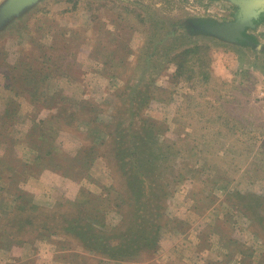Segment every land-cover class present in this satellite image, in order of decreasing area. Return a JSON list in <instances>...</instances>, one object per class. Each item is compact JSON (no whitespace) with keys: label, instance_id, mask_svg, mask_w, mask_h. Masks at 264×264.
Segmentation results:
<instances>
[{"label":"rangeland","instance_id":"1","mask_svg":"<svg viewBox=\"0 0 264 264\" xmlns=\"http://www.w3.org/2000/svg\"><path fill=\"white\" fill-rule=\"evenodd\" d=\"M263 88L264 3L0 0V264H264Z\"/></svg>","mask_w":264,"mask_h":264},{"label":"trees","instance_id":"2","mask_svg":"<svg viewBox=\"0 0 264 264\" xmlns=\"http://www.w3.org/2000/svg\"><path fill=\"white\" fill-rule=\"evenodd\" d=\"M261 1H264V0H258V2H261ZM190 52L191 51L189 50V48H185L182 51H179L177 54H174V56H172V59H174L178 64V69L176 72H188L189 70H191V71L193 70L191 68H192V63L194 62V60H192V58H194V56L189 57L188 55ZM180 56H184V58H186V59L184 61H180L178 58ZM182 67H183V70L182 71L179 70L180 68L182 69Z\"/></svg>","mask_w":264,"mask_h":264},{"label":"water","instance_id":"3","mask_svg":"<svg viewBox=\"0 0 264 264\" xmlns=\"http://www.w3.org/2000/svg\"><path fill=\"white\" fill-rule=\"evenodd\" d=\"M240 3H241V5H242V7H243V9H244V12L247 14V12H249V10H251V8L253 7V6H257V5H260V4H262V3H264V1H261V2H258V0H238ZM255 2V3H254ZM254 3V4H253ZM252 6V7H251ZM235 26H237V25H235ZM237 28V27H236Z\"/></svg>","mask_w":264,"mask_h":264},{"label":"built area","instance_id":"4","mask_svg":"<svg viewBox=\"0 0 264 264\" xmlns=\"http://www.w3.org/2000/svg\"><path fill=\"white\" fill-rule=\"evenodd\" d=\"M262 97L264 99V88L261 90Z\"/></svg>","mask_w":264,"mask_h":264},{"label":"crops","instance_id":"5","mask_svg":"<svg viewBox=\"0 0 264 264\" xmlns=\"http://www.w3.org/2000/svg\"><path fill=\"white\" fill-rule=\"evenodd\" d=\"M219 69H220L219 72H221L223 68H219ZM215 71H216V70H215Z\"/></svg>","mask_w":264,"mask_h":264}]
</instances>
